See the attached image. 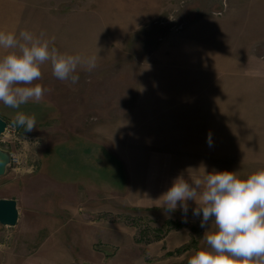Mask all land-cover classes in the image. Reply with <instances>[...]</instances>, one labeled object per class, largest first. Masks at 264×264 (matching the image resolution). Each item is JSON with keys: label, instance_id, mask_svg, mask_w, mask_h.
<instances>
[{"label": "rangeland", "instance_id": "obj_1", "mask_svg": "<svg viewBox=\"0 0 264 264\" xmlns=\"http://www.w3.org/2000/svg\"><path fill=\"white\" fill-rule=\"evenodd\" d=\"M21 30L98 59L75 84L45 62L40 102H0L19 162L0 199L20 212L0 225V264H187L215 225L162 194L181 175L264 169V0H0V31Z\"/></svg>", "mask_w": 264, "mask_h": 264}, {"label": "clouds", "instance_id": "obj_2", "mask_svg": "<svg viewBox=\"0 0 264 264\" xmlns=\"http://www.w3.org/2000/svg\"><path fill=\"white\" fill-rule=\"evenodd\" d=\"M54 39V38H53ZM51 40L29 30L0 31V102L7 108L20 109L30 100L40 102L47 91L33 83L42 77L41 66L49 62L52 74L61 81L79 80L78 67L88 71L97 65L98 55L81 56L50 47ZM13 127L31 132L35 115L17 111ZM211 146V133L208 135ZM161 207L174 212L178 207L185 217L188 201H194L193 215L202 219L204 228L211 220L215 230L205 232L206 246L192 254L187 264H264V169L241 178L237 172L213 171L186 180L178 176L159 199ZM186 222V219H185Z\"/></svg>", "mask_w": 264, "mask_h": 264}, {"label": "water", "instance_id": "obj_3", "mask_svg": "<svg viewBox=\"0 0 264 264\" xmlns=\"http://www.w3.org/2000/svg\"><path fill=\"white\" fill-rule=\"evenodd\" d=\"M8 123L0 118V138L5 133ZM11 153L0 147V177L4 176L11 164ZM20 218L18 202L14 199H0V225L15 227Z\"/></svg>", "mask_w": 264, "mask_h": 264}, {"label": "built area", "instance_id": "obj_4", "mask_svg": "<svg viewBox=\"0 0 264 264\" xmlns=\"http://www.w3.org/2000/svg\"><path fill=\"white\" fill-rule=\"evenodd\" d=\"M7 129H8V126H7ZM6 129V130H7ZM6 132V131H5ZM3 136V135H2ZM1 136V137H2ZM11 157H12V160H11V164L9 165V167H11L12 165H14L16 162H18V160L14 157V155L11 153ZM19 163V162H18Z\"/></svg>", "mask_w": 264, "mask_h": 264}]
</instances>
